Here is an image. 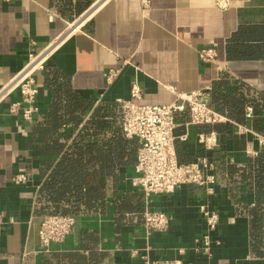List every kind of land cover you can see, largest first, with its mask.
Returning a JSON list of instances; mask_svg holds the SVG:
<instances>
[{
	"label": "crops",
	"instance_id": "obj_1",
	"mask_svg": "<svg viewBox=\"0 0 264 264\" xmlns=\"http://www.w3.org/2000/svg\"><path fill=\"white\" fill-rule=\"evenodd\" d=\"M50 44L43 69L34 74L32 120L22 109L10 110L21 100L19 90L0 101V264H133L139 261L135 249L179 264H264V232L252 221L255 194L241 183L230 192L236 184L217 174L215 159L223 149L227 163L243 165L264 148V0H148L147 6L142 0H0V90L30 54ZM202 48L214 49L215 57L202 60ZM134 84L138 99L131 94ZM198 89L208 92L209 104L228 120L193 124L187 112L178 113L175 148L181 160L213 162L215 183L184 184L144 200V210L170 217L166 231H151L131 214L118 224L110 208L105 214H72V231L44 249L39 237L49 214L39 211L44 158L32 130L52 104L59 99L64 110H72L78 99L91 102L90 109L74 113L82 117L77 133L97 107L112 106L121 124L125 100L167 104L176 92ZM212 131L219 143L207 149L198 136ZM59 159L60 154L52 166ZM135 164L121 171V188L140 189ZM204 206L220 216L208 250L201 241Z\"/></svg>",
	"mask_w": 264,
	"mask_h": 264
},
{
	"label": "trees",
	"instance_id": "obj_2",
	"mask_svg": "<svg viewBox=\"0 0 264 264\" xmlns=\"http://www.w3.org/2000/svg\"><path fill=\"white\" fill-rule=\"evenodd\" d=\"M91 105V102L78 99L72 110H64L62 102L57 99L43 120L33 127L32 142L40 145L39 155L44 158L39 211L105 214L111 208L118 224L127 221L128 214L137 221H144L143 192L139 188L128 190L119 186L121 171L136 163L138 139L125 135L122 119L120 124L109 104L97 107L75 133L82 120L79 114L90 109ZM76 111L78 115L74 114ZM69 123L71 127L66 128ZM262 132L264 134V127ZM69 140L71 144L65 147ZM59 154L60 159L52 166V159ZM215 159L217 174L227 175L230 183L236 184L230 186V192L238 191L241 183L247 191L255 194L257 208L252 212V221L259 231L264 232V148L256 156H250L243 165L227 163L223 149L216 152Z\"/></svg>",
	"mask_w": 264,
	"mask_h": 264
},
{
	"label": "built area",
	"instance_id": "obj_3",
	"mask_svg": "<svg viewBox=\"0 0 264 264\" xmlns=\"http://www.w3.org/2000/svg\"><path fill=\"white\" fill-rule=\"evenodd\" d=\"M144 6L148 0H142ZM53 45L47 46L37 54H30L25 66L0 90V101L12 91L19 90L21 100L12 103V112L22 109L23 116L32 120L37 111L35 104L38 86L34 74L43 69ZM204 61L215 57L214 49L202 48L199 52ZM116 74L111 70L109 77ZM132 97L140 98V89L133 85ZM208 92L202 89L188 92H176V99L167 104H144L134 100L121 102L122 127L127 137L138 139L139 147L135 164V185L142 190L145 200L153 194H170L184 184H195L210 188L216 181L213 172L214 164L206 157L193 161L179 159L175 148L174 130L178 125L177 114L187 112L189 122L193 124H214L227 121L228 118L212 107L208 102ZM199 142L207 149H213L219 143L218 135L212 131L200 133ZM212 170V173L208 172ZM25 177L20 176L19 180ZM206 230L201 236L202 248L209 249L211 233L216 228L220 216L218 211L208 206L202 209ZM76 216L72 214H47L44 216L39 230L41 245L49 249L54 242L63 241L72 231ZM144 224L151 231H166L170 225V217L161 210H144ZM132 255L139 258L133 264H179L177 260H152L148 254H140L133 250Z\"/></svg>",
	"mask_w": 264,
	"mask_h": 264
}]
</instances>
